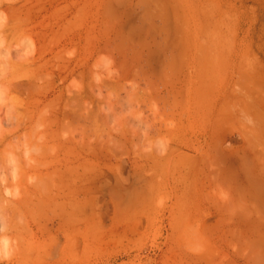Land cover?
I'll use <instances>...</instances> for the list:
<instances>
[{
  "label": "rangeland",
  "instance_id": "obj_1",
  "mask_svg": "<svg viewBox=\"0 0 264 264\" xmlns=\"http://www.w3.org/2000/svg\"><path fill=\"white\" fill-rule=\"evenodd\" d=\"M0 19V264H264V0H0ZM39 153L48 216L33 194L12 213Z\"/></svg>",
  "mask_w": 264,
  "mask_h": 264
},
{
  "label": "bare ground",
  "instance_id": "obj_2",
  "mask_svg": "<svg viewBox=\"0 0 264 264\" xmlns=\"http://www.w3.org/2000/svg\"><path fill=\"white\" fill-rule=\"evenodd\" d=\"M11 2V1H10ZM11 16V15H10ZM3 17V16H2ZM1 17V18H2ZM17 19V18H16ZM22 19V18H21ZM26 19V18H25ZM1 20L2 19H0V22H1ZM12 21V20H11ZM17 21L18 22H20L19 21V19H17ZM16 20H15V23L17 22ZM3 22H4V20H3ZM12 23V22H11ZM6 24V23H5ZM8 24V23H7ZM26 24V23H25ZM18 24H16V26H17ZM2 24H0V28L2 29ZM15 26V25H14ZM13 26V27H14ZM19 26H20V24H19ZM12 27V26H11ZM10 29V28H9ZM8 29V30H9ZM3 31H5V29L3 30ZM15 31H17V29L15 30ZM13 33V32H12ZM15 33H19V30H18V32H15ZM14 33V34H15ZM4 34V33H3ZM2 33H0V35H3ZM11 34V33H10ZM6 35H7V33H6ZM5 35V36H6ZM5 36H4V38H5ZM8 36V35H7ZM14 36H16V35H14ZM14 36H13V38H14ZM4 38H2L3 40H4ZM11 38V37H10ZM9 38V39H10ZM0 42H2V45H5V44H3V42L4 41H2L1 39H0ZM9 52V51H8ZM0 54H1V50H0ZM40 56V55H39ZM9 57V56H8ZM15 60V59H14ZM24 60V59H23ZM16 61V60H15ZM26 62V61H25ZM5 64V63H4ZM11 64H13V63H11ZM15 65V64H14ZM13 65V66H14ZM41 66V65H40ZM5 68V67H4ZM17 68V67H16ZM19 68V67H18ZM31 71V70H30ZM13 72V71H12ZM23 72V71H22ZM6 76V75H5ZM26 77V76H25ZM1 78V77H0ZM12 80V79H11ZM18 80V79H17ZM63 80V79H62ZM41 81V80H40ZM18 84V83H17ZM78 84V83H77ZM13 86V85H12ZM3 90H5L6 91V89L4 88ZM29 90V89H28ZM78 90V89H77ZM36 93V92H35ZM40 96V95H39ZM42 96V95H41ZM80 96V95H79ZM11 98V97H10ZM66 99V98H65ZM15 100V99H14ZM14 100L12 101V100H8V102L9 101H11V102H14ZM16 101V100H15ZM33 101V100H32ZM53 101V100H52ZM10 102V103H11ZM18 102V101H17ZM17 102H14V103H17ZM23 102V101H22ZM21 101H20V103H22ZM7 103V102H6ZM33 103V102H32ZM39 104V103H38ZM48 104V103H47ZM4 105V104H3ZM14 105H16V104H14ZM13 105V107H12V105L10 104V106L12 107H8L7 105H6V108L7 109H11L10 110V112L7 114V123H8V117L9 118H11V119H15V120H17L18 118V116H16L17 114H16V112H14V115L15 116H12L13 115V113H11V112H13V110L16 108V106H14ZM84 105V104H83ZM26 106V105H25ZM65 106V109H66V106L67 105H64ZM74 106V105H73ZM72 107V106H71ZM14 108V109H13ZM18 108V107H17ZM64 108V107H63ZM25 109V111L27 110V109H29L28 107H25L24 108ZM68 109V108H67ZM17 110V109H16ZM36 110V109H35ZM70 110V109H69ZM8 111V110H7ZM30 111H32V110H30ZM45 111V110H44ZM73 111V110H72ZM27 112V111H26ZM33 112V111H32ZM23 113V112H22ZM30 113V112H29ZM71 113V112H70ZM70 113H69V111H65L64 112V116H66L67 118L68 117H70ZM77 113V112H76ZM11 114V115H10ZM32 114V113H31ZM42 114V113H41ZM9 115V116H8ZM21 117V116H20ZM65 117V118H66ZM4 118V117H3ZM17 118V119H16ZM29 118V117H28ZM40 118V117H39ZM31 120V119H30ZM30 120H28L27 122H30ZM48 120V119H47ZM52 120H53V118H52ZM51 120V122H50V120L49 121H46V122H48L47 123V125L46 124H44V125H46V126H48L49 128H48V132L49 133H47L46 132V134H41V136H40V138H39V136H38V138H39V140L40 139H42L44 142H42L43 144H44V146H43V148H45L46 146H48L49 144H52L51 142L49 143L48 141H53V139H55L56 137V133H52L53 131H51L50 129L51 128H53V123L55 124V122H54V120L52 121ZM12 121V120H11ZM9 122L10 124H12V123H14V122ZM40 121H42V120H40ZM67 121V120H66ZM5 122V121H4ZM27 122H25V123H27ZM50 122V123H49ZM8 123V124H9ZM16 123H17V121H16ZM22 123V122H21ZM24 123V122H23ZM24 123V124H25ZM37 123V122H36ZM68 123V122H67ZM70 123V122H69ZM84 123V122H83ZM20 124V123H19ZM18 124V125H19ZM38 124V123H37ZM1 125V124H0ZM17 125V126H18ZM21 125V124H20ZM19 125V126H20ZM23 125V124H22ZM40 125V124H39ZM43 125V124H42ZM82 125V124H81ZM13 126V125H12ZM16 126V127H17ZM35 126V125H34ZM55 126V125H54ZM63 126V125H62ZM62 126H61V128H62ZM64 126H65V124H64ZM66 128H67V126H65ZM2 128V127H1ZM0 128V129H1ZM20 128V127H19ZM32 128V127H31ZM71 128V127H70ZM17 129V128H16ZM35 129H36V127H35ZM62 130V129H61ZM67 130H68V128H67ZM13 131V130H12ZM65 131V130H64ZM32 133L33 134H35V137L38 135L37 134V132H36V130H35V133L32 131ZM45 133V132H44ZM9 134V137L10 136H12V133H11V135H10V133H8ZM6 135H7V133H6ZM43 135V136H42ZM72 135V134H71ZM5 136V135H4ZM32 136V138H34L33 137V135H31ZM3 137V136H2ZM8 137V136H7ZM31 138V139H32ZM37 139V138H36ZM65 139H66V137H65ZM64 139V140H65ZM33 140V139H32ZM31 140V141H32ZM41 140V141H42ZM68 141H70V140H68ZM67 140L66 141H64V142H67V143H69ZM36 142V141H35ZM35 142H34V144L33 145H35ZM39 142V141H38ZM54 142V141H53ZM37 143V142H36ZM66 143V144H67ZM86 145V144H85ZM17 146V145H16ZM41 146V145H40ZM40 146L38 147L39 149H40ZM50 146V149L52 150V148H51V146L52 145H49ZM42 147V146H41ZM38 148H35V149H37V152L36 153H38ZM48 148V147H47ZM46 148V149H47ZM16 149H18V148H16ZM27 148H25V151L27 152V150H26ZM34 150V149H33ZM41 150V149H40ZM43 150H45V149H43ZM48 150V149H47ZM94 150V149H93ZM24 151V150H23ZM25 151H24V153H25ZM35 151V150H34ZM34 151H31V152H33V153H35ZM42 151V150H41ZM46 151V150H45ZM16 152V151H15ZM28 152H30V150H28ZM27 152V155H29V153ZM43 152V151H42ZM50 152V151H49ZM53 152V151H52ZM6 154V153H5ZM40 154V153H39ZM55 154V153H54ZM54 154L53 153H50V155L49 156H47V157H49V159L48 160H45L46 159V155H42V153L39 155V160L38 161H36V160H29V159H27L28 161H25L24 162V167L25 168H23V174H24V178H22V177H17V178H14V184L16 185V186H20V187H22V189L24 190V193H26L25 194V196H22L21 197V194H20V196L18 197V198H16V200L13 202V204H11V206H9V207H11L10 208V212H12L13 213V211H14V213L15 212H17V211H19L20 212V210H21V208H20V206H25L26 207V204H29L30 203V201H29V203H26V202H24V197H27L28 196V194H33V195H35V198L33 197V199L34 200H40V201H38L37 203H36V205H34L33 204V206L35 207V211H42L43 212V214H45V216L47 215V213L46 212H44L43 210H46L48 207L46 206L51 200H53V198H52V196L51 195H49V194H47V195H45V197H41V195H42V193H41V195H39V193H40V190H42V189H45V188H51V187H53V185H51V186H48L49 184H51L52 182H53V179H52V177H54L55 176V174H54V172H55V165H54ZM25 155V154H24ZM31 155V154H30ZM33 155H36V154H33ZM37 156V155H36ZM25 158H26V156H25ZM18 159V158H17ZM13 160V159H12ZM40 160H42V161H40ZM45 160V161H44ZM7 161V160H6ZM11 162V161H10ZM67 163V162H66ZM83 164V163H82ZM15 166V165H14ZM21 171V172H22ZM65 174V173H64ZM33 175H35V177H33ZM43 175H45V178L44 177H42ZM26 177H29V178H32L33 179V183H31L32 181V179L31 180H29L28 181V178H26ZM40 178H42V180H44L45 179V182L44 183H46V185L41 181V182H38V180H40ZM44 178V179H43ZM91 179V178H90ZM2 180V179H1ZM63 180V179H62ZM65 180V179H64ZM3 181V180H2ZM31 181V182H30ZM1 182V181H0ZM28 182V183H27ZM63 182V181H62ZM2 184H4V183H6V181H3V182H1ZM43 184V186L41 187L39 184ZM38 185L41 187V189H39L38 188ZM46 186V187H45ZM44 191V190H43ZM7 192V191H6ZM33 195H31V197L30 196H28V197H30V198H32V196ZM34 200H33V203H34ZM45 201H46V203H47V201H48V203L46 204L45 203ZM25 203V204H24ZM31 203H32V201H31ZM62 203V202H61ZM7 204V203H6ZM68 205V204H67ZM32 206V205H31ZM50 206V205H49ZM8 207V206H7ZM27 207H29V206H27ZM37 207L38 208H40V209H37ZM45 207H47V208H45ZM55 207V206H54ZM31 208V207H30ZM68 208V207H67ZM32 209V208H31ZM49 209V208H48ZM47 209V210H48ZM8 212V211H7ZM53 212H54V210H53ZM76 212V211H75ZM39 213V212H38ZM41 213V212H40ZM57 213V212H56ZM65 213V212H64ZM9 214V213H8ZM67 214V213H66ZM53 215H54V213H53ZM32 216H33V213H32ZM48 216V215H47ZM55 216V215H54ZM5 217V216H4ZM40 217H42L41 215H40ZM16 218H17V216H16ZM33 218V217H32ZM35 218H36V216H35ZM0 219H1V217H0ZM34 219V218H33ZM38 219V218H37ZM50 220V219H49ZM17 221V220H16ZM2 222V221H1ZM21 223H22V221H21ZM2 227V226H1ZM3 228H4V225H3ZM2 228V230H4ZM1 230V229H0ZM48 233V232H47ZM12 242H14V241H12ZM18 243V242H17ZM25 258V257H24Z\"/></svg>",
  "mask_w": 264,
  "mask_h": 264
}]
</instances>
